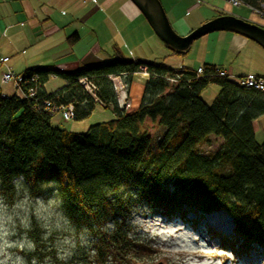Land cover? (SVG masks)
I'll return each instance as SVG.
<instances>
[{"label": "trees", "instance_id": "trees-1", "mask_svg": "<svg viewBox=\"0 0 264 264\" xmlns=\"http://www.w3.org/2000/svg\"><path fill=\"white\" fill-rule=\"evenodd\" d=\"M242 1L258 9L264 2ZM78 38L72 33L67 45ZM163 45L169 55H179ZM198 67L203 70L199 76ZM143 68L148 79L138 105L120 106L112 78L129 85ZM220 71L224 69L212 63L171 69L133 60L116 46L106 59L80 63L71 71L25 69L19 73L23 80L37 77L36 96L0 95V195L13 203L18 178L33 197L54 185L64 217L94 236V264H133L147 252L126 225L140 206L167 218L221 211L232 223L230 236H221L223 243L242 252L251 246L264 249V140L257 143L253 126L264 115V94L239 82L250 73L238 80L211 76ZM49 76L61 77L65 85L47 93ZM81 78L92 83L91 93ZM211 83L220 90L208 104L201 93ZM43 100L72 104L74 121L90 117L96 105L114 117L71 131L52 121ZM146 119L164 129L154 148ZM211 135L223 144L203 155L199 146ZM32 239L37 246V236Z\"/></svg>", "mask_w": 264, "mask_h": 264}, {"label": "rangeland", "instance_id": "rangeland-1", "mask_svg": "<svg viewBox=\"0 0 264 264\" xmlns=\"http://www.w3.org/2000/svg\"><path fill=\"white\" fill-rule=\"evenodd\" d=\"M194 2L203 9L199 13L205 15L204 19L209 20L215 13L223 12L264 28V2L260 4V9L253 8V10L246 5L234 7L225 0H194ZM194 8L192 11L188 9L190 12L186 15V22L182 27L175 29L178 35L187 34L204 22L194 23L190 19L198 11V8L196 10ZM159 41L163 43L160 39ZM0 55L9 57L7 66L17 74L25 69L49 66L1 15ZM262 58H264V49L254 41L232 32L216 31L194 40L185 54L169 55V50L165 47V53L155 61L171 69H180L183 65L196 67L202 63L224 64L225 62V66L234 76L226 74L238 80L237 76L247 73L263 74ZM4 71L5 68L0 66V76ZM118 79L120 78H112L115 87L125 90L126 84ZM64 85L65 82L61 77L49 76L44 89L47 93H51ZM219 90L218 85L211 83L202 91L201 98L211 104ZM14 91L12 82L1 83L0 81V95L11 96ZM131 95L134 100L131 107L134 108L138 104V102L135 104L137 95L139 99L142 95V89L136 82L131 84ZM96 109L98 110H93L90 117L85 120L61 121L59 126L71 131H84L90 124L110 119V113L108 117H105L102 113L104 109L100 106ZM54 117L56 119L57 115ZM54 123L57 121L54 120ZM144 126L151 139V146L154 148L162 137L164 129L158 125L157 121L150 119L145 120ZM254 132L257 143L263 142L264 115L256 119ZM222 144L221 138L211 135L206 143L199 146V151L203 155H209L218 150ZM16 181L17 194L13 203H7L0 195V206L3 207L5 218L12 217L6 224L9 235L5 239L10 243H25L22 251L16 248L7 250L12 253V260L19 255L25 264H33V262L35 264H94V236L86 228H78L64 217L54 192V185L43 187L42 194L33 197L24 190L20 178ZM126 225L129 235L145 243L148 248L145 254L133 261V264L264 263L263 248L251 246L247 252H242L220 240L221 236L226 237L231 234L226 231L227 223L223 215L188 213L183 218H167L140 206L132 212ZM107 228L111 229V225ZM33 235L38 238L37 246L34 245ZM28 243L34 247L29 249ZM61 257L64 258L61 259ZM107 263L110 264V260Z\"/></svg>", "mask_w": 264, "mask_h": 264}, {"label": "crops", "instance_id": "crops-1", "mask_svg": "<svg viewBox=\"0 0 264 264\" xmlns=\"http://www.w3.org/2000/svg\"><path fill=\"white\" fill-rule=\"evenodd\" d=\"M160 2L174 30L176 26L182 27L186 15L195 6L198 11L190 19L194 23L207 20L204 19L205 15L199 13L203 9L194 0ZM0 15L49 66L61 71L74 70L80 63L104 60L113 53V46L133 60L156 62L165 53V46L130 0H0ZM74 32L79 38L75 44L68 46L66 38ZM262 60L264 65V58ZM212 64L234 76L225 62ZM254 75L264 77V73ZM147 79L148 73L143 68L132 75L125 90L116 88L119 105L126 102L131 107L134 101L131 97V84L136 82L143 89ZM118 80L123 83L121 78ZM139 100L137 95L135 104ZM97 106L94 110H98ZM102 113L105 117L110 113V119L114 117L108 109Z\"/></svg>", "mask_w": 264, "mask_h": 264}, {"label": "water", "instance_id": "water-1", "mask_svg": "<svg viewBox=\"0 0 264 264\" xmlns=\"http://www.w3.org/2000/svg\"><path fill=\"white\" fill-rule=\"evenodd\" d=\"M130 1L141 12L154 34L176 53L187 52L194 40L216 31H228L241 35L264 49V28L256 23L223 14L200 23L185 35H178L173 29L160 0Z\"/></svg>", "mask_w": 264, "mask_h": 264}, {"label": "built area", "instance_id": "built-area-1", "mask_svg": "<svg viewBox=\"0 0 264 264\" xmlns=\"http://www.w3.org/2000/svg\"><path fill=\"white\" fill-rule=\"evenodd\" d=\"M225 1L234 7L240 5H246L242 0H225ZM250 8L253 10L252 7ZM8 60H9L8 56L0 55V66H3L5 68V71L2 72L0 76L1 83L12 82L15 90L20 91L21 95H24L25 97L26 96L35 97L37 93V84H36L37 77L34 76L30 80H26V81L23 80L21 75L14 73L13 70H11V68L7 66ZM202 72H203L202 68L198 67L196 70V74L199 76L202 74ZM211 76L228 77L225 71H220L216 75H211ZM239 82L247 87H253L257 90H261L262 93L264 94V78L262 77L255 76L253 74H247L243 76L241 79H239ZM79 83L81 84L83 89L88 93H91L95 89L92 83L86 78L79 79ZM22 86H26V89L22 90ZM42 103L44 104V108L52 115V120L53 118H55L54 117L55 115H57V118L60 121H67L73 119L74 114H73V107L71 104L56 106L47 100H43Z\"/></svg>", "mask_w": 264, "mask_h": 264}, {"label": "clouds", "instance_id": "clouds-1", "mask_svg": "<svg viewBox=\"0 0 264 264\" xmlns=\"http://www.w3.org/2000/svg\"><path fill=\"white\" fill-rule=\"evenodd\" d=\"M12 217L5 218L3 207L0 206V264H9V261H11V264H25V261L21 258V256L16 255L15 260H12V253L8 252V249L16 248L19 250H23L25 248V243H10L7 239H5L6 236L9 235V230L6 227V224L11 221ZM27 226V225H25ZM27 247L29 249L33 248L34 245L31 243L27 244ZM64 257H61L63 259ZM35 264V262H33Z\"/></svg>", "mask_w": 264, "mask_h": 264}, {"label": "bare ground", "instance_id": "bare-ground-1", "mask_svg": "<svg viewBox=\"0 0 264 264\" xmlns=\"http://www.w3.org/2000/svg\"><path fill=\"white\" fill-rule=\"evenodd\" d=\"M179 28H181V27H177L176 26V30L177 29H179ZM251 74V73H250ZM262 78H264V77H262ZM115 89H116V87H115ZM68 105V104H67ZM72 105V104H71ZM121 106H125L126 108H128L129 107V104L128 103H126V102H124L123 103V105H121ZM73 107V106H72ZM68 121V120H67ZM209 214H211L212 216L213 215H223V216H225V218H226V223H227V226H226V231L227 232H231V229H232V223H231V220L229 219V217H227L224 213H222V212H212V213H209Z\"/></svg>", "mask_w": 264, "mask_h": 264}]
</instances>
